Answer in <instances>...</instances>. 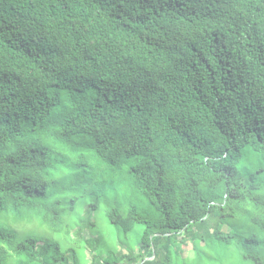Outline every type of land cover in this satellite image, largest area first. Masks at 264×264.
I'll return each instance as SVG.
<instances>
[{"label":"trees","instance_id":"16d2710c","mask_svg":"<svg viewBox=\"0 0 264 264\" xmlns=\"http://www.w3.org/2000/svg\"><path fill=\"white\" fill-rule=\"evenodd\" d=\"M101 200L137 247L80 232ZM53 250L264 264V0H0V264Z\"/></svg>","mask_w":264,"mask_h":264},{"label":"rangeland","instance_id":"374dc122","mask_svg":"<svg viewBox=\"0 0 264 264\" xmlns=\"http://www.w3.org/2000/svg\"><path fill=\"white\" fill-rule=\"evenodd\" d=\"M105 186L109 188V185H105ZM94 194L98 195L95 192ZM107 206H108V203L106 201L101 200L99 207H97L96 210L91 209L93 211H89V213H88V210L86 209L87 205L82 204V203L77 204L74 211H72L69 207L67 209V212L68 213L70 212L71 219L75 218L77 220L83 217V218H90L93 221V223H91L90 226L86 225L84 227H81L80 232L85 233L87 237H91V236L101 237L102 242H103L102 244L103 252L102 253L104 257L109 256V253H110L109 246H112V245H115V250L120 249L121 245L123 244L129 245L131 247H137L139 244V236L143 229L142 225H137L129 233L124 234V232L120 228H118L117 226H115L109 221L106 215ZM63 217L64 218L66 217L65 213ZM15 226L18 228L19 232L27 233L28 235L38 236L42 238L38 242L39 245L44 244L46 241H48L47 237H51L52 235L55 239L60 241L61 249L68 247V245L64 244V241L66 238L68 241H70L71 245L79 247V243L76 240L78 238H76L73 231H71L73 234L66 233V238L64 235L61 236L58 233L51 234L49 227L46 224H42L41 221L37 219L36 217L30 220H27V221H19L18 223H16ZM53 251L55 253L54 254L52 253L51 261L54 262V264H59L58 261L57 262L55 261L56 259L55 256L57 255L58 250H53ZM188 252L190 255H192L191 248L188 249ZM70 254H72V252H70ZM81 256H82V252L77 250L76 253H73V257L75 259L71 257L73 260H70V261L68 260L69 264H74L75 260H77L76 262L77 264H90L91 255L88 250L85 251L83 255V259H84L83 261H81ZM24 257L26 256L24 255ZM41 257L44 258L43 255L39 256V258ZM25 259L27 260V258ZM18 260L19 258L13 254V255L8 256L6 263L15 264L18 262Z\"/></svg>","mask_w":264,"mask_h":264}]
</instances>
